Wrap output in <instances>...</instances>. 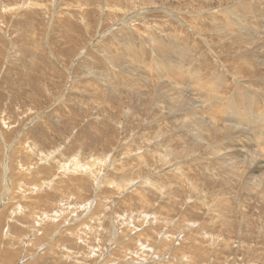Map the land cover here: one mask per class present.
Returning <instances> with one entry per match:
<instances>
[{"label":"rangeland","instance_id":"374dc122","mask_svg":"<svg viewBox=\"0 0 264 264\" xmlns=\"http://www.w3.org/2000/svg\"><path fill=\"white\" fill-rule=\"evenodd\" d=\"M262 12L0 0V264H264Z\"/></svg>","mask_w":264,"mask_h":264},{"label":"bare ground","instance_id":"6f19581e","mask_svg":"<svg viewBox=\"0 0 264 264\" xmlns=\"http://www.w3.org/2000/svg\"><path fill=\"white\" fill-rule=\"evenodd\" d=\"M245 4H246V3H245ZM243 5H244V4H243ZM243 5H241V7H242ZM249 7H251V6H249ZM243 8L246 9L244 6H243ZM256 8H257V7H256ZM247 9H248V8H247ZM253 9H254V8H253ZM250 10H251V9H250ZM253 11H254V10H253ZM259 11H260V10H259ZM252 13H254V12H252ZM252 13H250V14H252ZM262 13H264V12H262ZM246 14H247V13H246ZM248 14H249V13H248ZM248 14H247V15H248ZM244 16H245V13H244ZM244 16H243V17H244ZM249 16H251V15H249ZM243 17H242V18H243ZM247 17H248V16H247ZM247 19H248V22H249V19L251 20V18H247ZM252 19H253V18H252ZM254 20H255V19H254ZM254 22H255V21H254ZM254 22H253V23H254ZM245 24H247V23H245ZM249 24H251V22H250ZM251 25H252V24H251ZM253 25H254V24H253ZM253 25H252V26H253ZM242 26H243V25H241V27H242ZM244 26H245V25H244ZM244 26L242 27L243 29H244ZM255 26H259V25L255 24ZM263 26H264V25H263ZM237 27H238V26H237ZM246 27H247V26H246ZM232 28H233V27H232ZM242 28H241V29H242ZM256 28H258V27H256ZM259 28H260V27H259ZM234 29H235V28H234ZM239 29H240V27H239ZM261 29H262V28H261ZM249 30H250V29H249ZM249 30H248V31H249ZM259 30H260V29H259ZM259 30H258V31H259ZM263 30H264V29H263ZM240 31H241V30H240ZM242 31H244V30H242ZM258 31H256V32H258ZM237 32H239V30H238ZM244 32H245V31H244ZM261 32H262V30H261ZM263 32H264V31H263ZM242 33H243V32H242ZM246 33H247V32H246ZM233 34H234V33H233ZM233 34H232V35H233ZM249 34H250V33H249ZM241 35H242V34H241ZM251 35H252V34H251ZM251 35H250V36H251ZM258 35H260V34H258ZM258 35H254V36L257 37ZM262 35H263V34H262ZM252 36H253V35H252ZM240 37H241V36H240ZM258 37H260V36H258ZM243 38H246V37H243ZM251 38H252V37H251ZM254 38H255V37H254ZM262 38H263V37H262ZM255 39H256V38H255ZM245 40L248 41V38H246ZM249 40H250V39H249ZM251 40H252V39H251ZM258 40H259V39H258ZM261 40H263V39H260V41H261ZM260 41H258V42H260ZM258 42H257V43H258ZM262 42H263V41L260 42L261 44L259 43L260 46L262 45ZM241 43H243V42H241ZM253 43H254V42H253ZM255 43H256V42H255ZM255 45H257V44H255ZM257 46H258V45H257ZM262 47H263V45H262ZM248 48H249V47H248ZM257 48H258V47H257ZM257 48L255 47V49H257ZM258 49H259V48H258ZM258 49H257V50H258ZM260 49H261V48H260ZM260 49H259V50H260ZM261 50H262V49H261ZM257 52H258V51H257ZM257 52H256V53H257ZM261 52H264V50H262ZM257 54H258V53H257ZM260 54H261V53H260ZM263 54H264V53H263ZM257 56H258V55H257ZM260 56H261V55H260ZM260 58H261V57H260ZM262 58H263V57H262ZM255 60H256V59H255ZM262 60H264V59H262ZM256 63H257V62H256ZM263 66H264V65H263ZM261 67H262V65H261ZM263 68H264V67H263ZM256 75H257V74H256ZM158 76H159V75H158ZM241 76H242V75H241ZM246 77H248V76H246ZM260 77H261V76H260ZM260 77H259V78H260ZM217 79H218V78H217ZM242 81H243V80H242ZM221 82H222V81H221ZM217 83H218V82H217ZM229 83H230V82H229ZM241 83H242V82H241ZM244 83H245V82H244ZM262 84H263V83H262ZM156 85H157V83H156ZM161 85H162V84H161ZM165 86H166V85H165ZM223 87H224V86H223ZM239 87H240V86H239ZM215 88H216V87H215ZM217 89H219V84H218V88H217ZM225 90H226V89H225ZM217 91H218V90H217ZM222 91H223V90H222ZM176 93H177V92H176ZM213 93H214V92H213ZM209 94H210V93H209ZM215 95H216V94H215ZM220 95H221V94H220ZM179 96H180V95H179ZM263 96H264V95H263ZM174 97H175V96H174ZM176 97H177V96H176ZM226 97H227V96H226ZM210 98H211V97H210ZM212 98H213V97H212ZM212 98H211V99H212ZM172 99H173V98H172ZM180 99H181V98H180ZM253 99H254V98H253ZM170 100H171V99H170ZM181 100H182V99H181ZM181 100H180V103H181V102L183 103V101H181ZM228 100H229V98H228ZM248 100H249V99H247L245 96H242V94H241V96L238 97V98L235 97V95H234L232 101L230 102V107H231V109H233V112H231V113L234 114V115H236V116H238V114H240V115L242 116L243 113H246L247 111L252 112V111H254V110L258 111V110L262 109L263 105H260V109H259V105H257V103H255L256 100H255V102H254V101H252V102L250 101V102H249ZM173 101L175 102L176 100L173 99ZM178 101H179V99H178ZM178 101H177V104H178ZM260 101H261V100H260ZM175 103H176V102H175ZM182 103H181V104H182ZM258 103H259V102H258ZM197 104H198V103H197ZM240 104L243 105L244 108H242L241 106L239 107ZM183 105H184V104H183ZM223 105H224V104H223ZM208 106H209V105H208ZM219 106H220V105H219ZM219 106H218V107H219ZM228 106H229V105H228ZM198 107H199V106H198ZM209 107H210V106H209ZM240 109H242V110L240 111ZM263 111H264V110H263ZM208 114H209V113H208ZM188 116H189V115H188ZM239 117H240V116H239ZM211 118H212V117H211ZM211 121H212V123L214 124L215 118L213 117V120H211ZM217 121H218V118H217ZM224 123H225V122H224ZM224 123H223V124H224ZM223 124H222V125H223ZM238 124H240V123L238 122ZM209 125H210V124H209ZM224 125H225V124H224ZM224 125H223V126H224ZM211 127H212V129H213L214 126H211ZM217 127H219V126H217ZM227 127H228V126H227ZM209 128H210V126H209ZM214 128H215V127H214ZM220 128H221V127H219L218 129L221 130ZM224 128H225V126H224ZM212 129H211V131H212ZM214 130H215V129H214ZM222 130H223V129H222ZM223 131H224V130H223ZM223 131H222V132H223ZM217 132H218V131H217ZM219 132H221V131H219ZM212 133H213V132H212ZM224 133H225V132H224ZM216 134H217V133H216ZM220 134H221V133H220ZM222 134H223V133H222ZM201 135H205V134H201ZM201 135H200V136H201ZM206 135H207V134H206ZM209 135H211V133H209ZM212 135H213V134H212ZM214 137H215V136H214ZM217 137H218V136H217ZM215 138H216V137H215ZM256 138H257V145L259 146L260 143L263 144V145H262V147H261V145H260V146H259L260 149H256L257 151H256L255 149H253V150L250 152V153H251L250 155H251L252 158H251V157H248L247 160H250V161H251V159H253V160L257 159V158L254 159V158H253L254 156L258 157V159H259V158H260V155H261V150H262V155L264 156V127H263L262 131H260V132L257 134ZM232 139H233V138H232ZM232 139H231V138L227 139L228 141H226V143L224 142V144H227V145L230 146V145H231V144H230L231 142H229V141H232ZM233 140H234V139H233ZM259 142H260V143H259ZM258 143H259V144H258ZM227 145H226V147H227ZM220 148H221V147H220ZM224 148H225V147H224ZM218 149H219V148H218ZM218 149H217V150H218ZM221 149L223 150V147H222ZM227 149H228V148H227ZM212 151H213V150H212ZM223 151H224V150H223ZM225 151H226V149H225ZM255 151H256V152H255ZM217 152H221V150L219 149V151H217ZM226 152H227V151H226ZM238 152H239V151H238ZM238 152L235 153V154H231L230 156L233 157V156H236V155H237L236 157L238 158L239 155H240V157H243V156L240 154V153H242V152H240L239 154H238ZM244 152H245V151H244ZM214 153H215V152H214ZM227 153L229 154V152H227ZM228 154H227V155H228ZM242 154H243V153H242ZM227 155H226V156H227ZM236 157H235V159H233V160H234V161L236 160V162H237ZM228 158H229V157H228ZM244 158H245V156H244ZM249 158H250V159H249ZM221 159H224V158H221ZM230 159H232V158H230ZM242 160H244V159L241 158V161H242ZM256 161H257V160H256ZM228 162H230V160H229ZM250 163H251V162H250ZM229 164H230V163H229ZM232 164H233V162H232ZM237 165H238V164H237ZM233 166H235V165H233ZM233 168H234V167H233ZM263 168H264V167H263ZM259 171H260V174L264 175L263 170H262V171H261V170H254V171H253V175H254V177H256V176L259 177V176H260V175H258ZM254 173H257V174L255 175ZM258 177H257V178H258ZM257 178H256V180H258ZM262 181H263V180H262ZM262 192H263V191H262ZM237 202H238V201H237ZM214 206L216 207V205H214ZM208 208H210V207H208ZM213 210H214V208H213ZM210 211H211V209H210ZM114 216H115V215H114ZM128 225H129V224H128ZM130 227H131V226H130ZM214 234H215V233H214ZM182 260H183V259H182ZM112 262H113V261H112Z\"/></svg>","mask_w":264,"mask_h":264}]
</instances>
